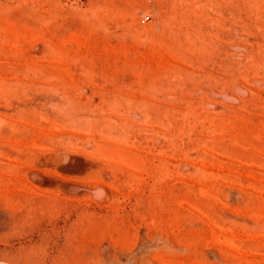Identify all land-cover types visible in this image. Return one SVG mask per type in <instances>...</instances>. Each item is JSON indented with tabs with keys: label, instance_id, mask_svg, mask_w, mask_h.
I'll use <instances>...</instances> for the list:
<instances>
[{
	"label": "rangeland",
	"instance_id": "rangeland-1",
	"mask_svg": "<svg viewBox=\"0 0 264 264\" xmlns=\"http://www.w3.org/2000/svg\"><path fill=\"white\" fill-rule=\"evenodd\" d=\"M0 264H264V0H0Z\"/></svg>",
	"mask_w": 264,
	"mask_h": 264
}]
</instances>
